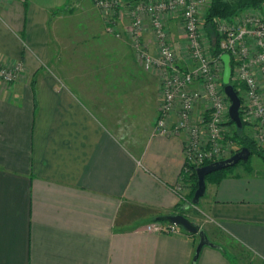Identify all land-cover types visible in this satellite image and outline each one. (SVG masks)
Segmentation results:
<instances>
[{
  "label": "crops",
  "instance_id": "crops-1",
  "mask_svg": "<svg viewBox=\"0 0 264 264\" xmlns=\"http://www.w3.org/2000/svg\"><path fill=\"white\" fill-rule=\"evenodd\" d=\"M106 26L93 0H0V60L25 67L0 80V264H264V163L207 183L196 261L198 235L147 229L177 214L185 137L155 133L160 80Z\"/></svg>",
  "mask_w": 264,
  "mask_h": 264
},
{
  "label": "built area",
  "instance_id": "built-area-1",
  "mask_svg": "<svg viewBox=\"0 0 264 264\" xmlns=\"http://www.w3.org/2000/svg\"><path fill=\"white\" fill-rule=\"evenodd\" d=\"M211 1L139 0L126 7L131 22L125 31L132 40L136 57L160 78L162 98L155 133L184 135L187 166L201 167L207 162L224 160L233 150V141L227 138L231 103L222 85L224 63L221 57L211 53V40L203 25ZM95 4L104 12L107 30L119 37L114 16L123 1L95 0ZM167 15L179 19L185 32L184 59L195 63L188 68L178 63L177 51L166 26ZM213 23L221 37L220 49L223 54H230L231 62L234 60L231 83L243 92V117L255 126L254 140L264 148V6L247 10L233 20L215 19ZM147 24L155 39V52L144 43ZM24 69L22 61L7 64L0 60V80L14 83ZM184 187L187 186L181 183L175 187L180 197L185 194ZM177 227L171 223L152 222L147 229L171 233L179 231Z\"/></svg>",
  "mask_w": 264,
  "mask_h": 264
},
{
  "label": "trees",
  "instance_id": "trees-1",
  "mask_svg": "<svg viewBox=\"0 0 264 264\" xmlns=\"http://www.w3.org/2000/svg\"><path fill=\"white\" fill-rule=\"evenodd\" d=\"M126 3V7L132 4H135L139 0H123ZM264 6V0H212L211 4L206 11L204 15V29L206 30V33L209 38H211V53L215 57H221L223 55V51L219 47V42H220V34L216 30V26L213 23L215 19L221 20V19H227V20H233L234 18L238 17L241 15L243 12L250 10V9H259ZM232 68L234 67V60L231 62ZM222 85L223 87L225 86L223 83L222 79ZM235 89L237 90L240 98L241 96V90L240 88L234 84ZM241 118L243 121V126L241 128H238L234 122L229 119L227 122V125L230 126H236V130L230 134L227 133V138L228 140L233 141V150L230 154V156L234 155L238 151H240L243 147H248L251 151V156L254 154H257L259 157L264 159V148H261L260 146L257 145L256 141L254 138L248 134L243 132V129L247 127V122L245 118L243 117L242 110H241ZM251 158V157H250ZM250 158L246 162H240L238 165L231 167V168H226L222 170L215 171L209 175L206 176V181L207 183H215L218 184L221 182L223 179L229 177L231 174H233L236 170L237 167L243 165L247 166V170H252V166L249 164ZM211 162H207L204 165L210 164ZM203 165V166H204ZM199 167L193 166V165H184V168L182 170V175H181V184H184L188 186L190 183L191 189L188 194H184L181 198V202L177 205V207L174 210V213L177 214H183L187 218H189L191 221L192 218L190 217V213L192 212L193 214L197 215H202L199 210H198V203L194 204L193 203V197L194 194L198 188V170ZM155 222H164L161 221L160 219H155ZM194 222V221H193ZM196 223V222H195ZM199 225V224H198ZM177 230H183L186 232L183 228L177 227ZM206 232V230H205ZM189 233V232H186ZM191 234V233H189ZM208 234V232H207ZM195 235V234H192ZM221 237H225L224 235L221 234ZM227 240V238L225 237ZM215 245V244H213ZM216 246L220 249V245ZM233 246V244L231 245ZM239 246L234 245L233 249L239 253V258L243 261V264H251L248 263L247 259L249 257V254L245 253ZM224 250V249H223ZM200 253L195 254V261L198 258Z\"/></svg>",
  "mask_w": 264,
  "mask_h": 264
},
{
  "label": "water",
  "instance_id": "water-1",
  "mask_svg": "<svg viewBox=\"0 0 264 264\" xmlns=\"http://www.w3.org/2000/svg\"><path fill=\"white\" fill-rule=\"evenodd\" d=\"M221 59L224 63V71H223V83L225 93L230 100V108L229 115L234 124L241 128L243 126V121L241 118V98L231 83L232 78V65H231V56L228 53H224L221 56ZM251 157V151L248 147H243L240 151L235 153L234 155L226 158L224 160L216 161L198 168V188L193 197V203H199L200 199L206 193L207 181L206 176L222 169L231 168L238 165L240 162H246ZM161 221H167L176 226L182 227L185 231L196 234L200 238V242L197 247V253H200L203 247L207 245H213L209 240L205 230L201 228L200 225L194 223L189 218H187L183 214H169L160 217Z\"/></svg>",
  "mask_w": 264,
  "mask_h": 264
},
{
  "label": "rangeland",
  "instance_id": "rangeland-1",
  "mask_svg": "<svg viewBox=\"0 0 264 264\" xmlns=\"http://www.w3.org/2000/svg\"><path fill=\"white\" fill-rule=\"evenodd\" d=\"M94 1V4H95V0H93ZM121 1H123V0H121ZM95 7L99 10V12L101 13V15H103V19H104V21L106 22V17H104V14H102V13H104L101 9H100V7H97L96 6V4H95ZM123 7H126V3L123 1V5L121 6V7H119V8H117L116 9V15L114 16V17H116V23H117V25H118V22L120 21V20H123ZM167 18H165V21H166V23H167V28H168V31L170 32L169 34H170V39H171V42L173 43V45H174V42H173V39H172V32H173V29H171V28H169V24H168V19L169 18H173L172 16H166ZM108 18H110V16H108ZM128 18H129V16H128ZM131 22V20H130V18H129V23ZM129 25V24H128ZM127 25V26H128ZM126 29H127V27H126ZM150 30V32L152 33V30H151V28H150V25L149 24H147V26H146V28H145V30H144V33H143V37H144V34H145V32H146V30ZM106 32L107 33H109V35H110V33L111 34H113L112 32H109L108 30H107V26H106ZM180 33L181 34H177V40H179V42H180V44H184L183 43V40H185L186 39V35H185V32L183 31V29H181V31H180ZM120 36L118 37V36H116L117 38H123V37H125L126 36V31H120ZM153 35V34H152ZM204 35V34H203ZM127 36H129V34L127 35ZM154 37V36H153ZM128 38H130V36L128 37ZM210 39L211 38H208V40L210 41ZM155 40V39H154ZM187 40V39H186ZM130 41H131V46L133 47V44H132V40H131V38H130ZM204 41L206 42V43H208V41L206 40V37L204 36ZM211 42V41H210ZM133 50L135 51V49H134V47H133ZM185 51L186 50H184V55H185ZM136 54V53H135ZM137 58V57H136ZM184 58H186V57H184ZM188 59H179L178 61H179V63H180V65L183 67V68H188V67H190L191 65H193V64H195L194 62H190V61H187ZM137 62L140 64V62L138 61V59H137ZM232 65V64H231ZM140 66H142L147 72H150V73H152V74H155L158 78H159V75L155 72V71H151V70H148V69H146L145 68V66H143L142 64H140ZM159 80H160V78H159ZM159 97H161L162 98V95H161V85L159 86ZM241 100H243L244 99V97H243V92L241 91ZM160 98V99H161ZM159 115V114H158ZM157 119H158V116H157ZM247 122V121H246ZM155 124H157V120H156V123ZM156 126V125H155ZM248 126H250V128H248ZM252 127V128H251ZM231 128V130L230 131H228L230 134H232L235 130H236V126H232V127H230ZM254 128H253V125H251L250 123H248L247 122V127L246 128H244L243 129V132H245V133H248V134H250L253 138H254ZM262 158H260V157H258L257 156V154H254V155H252L251 156V158H250V161H249V164L252 166V165H255V166H259V165H261L262 163H264L262 160H261ZM241 166H243V165H241ZM240 166V167H241ZM183 193H185V190L183 191ZM196 220V223L197 224H199V219H197V218H195ZM195 223V222H194ZM202 223V222H201ZM242 263H243V261H242Z\"/></svg>",
  "mask_w": 264,
  "mask_h": 264
}]
</instances>
